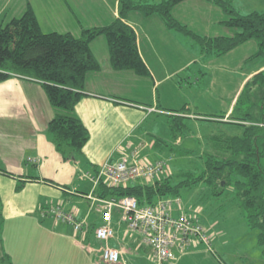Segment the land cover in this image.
Instances as JSON below:
<instances>
[{
    "label": "crops",
    "instance_id": "0c3cea01",
    "mask_svg": "<svg viewBox=\"0 0 264 264\" xmlns=\"http://www.w3.org/2000/svg\"><path fill=\"white\" fill-rule=\"evenodd\" d=\"M119 1L15 0L16 8L10 15L5 10L13 1L5 2L0 26L20 18L30 6L39 26L37 12L40 16L48 12L53 18L47 29L50 34L79 38L83 30L106 27L118 19ZM212 1H185L173 10V17L198 35L221 37L218 29L222 30L226 20L215 11ZM203 3L208 7H202ZM200 12L212 15L204 18ZM126 22L135 32L138 53L148 74L114 70L106 39L101 45L103 61L90 49L100 68L86 76L83 97L75 107L90 137L83 156L75 161H63L54 149L47 132L54 112L42 87L18 78L0 84V264H105L101 259L104 246L120 252L118 264H159L141 237L128 231L117 209L112 213L113 238L106 244L95 240L94 230L102 224L100 205L94 201L100 190L93 191L89 181L81 180V171L94 172L135 152L140 158L147 157V139L158 135L163 126L160 122L167 127V119L174 112L184 110L186 117L191 114L187 97L178 101L174 93L189 86L199 92L198 86L188 82L200 75V70L191 76L184 71L193 63L204 64L216 58L201 60L198 50L183 36L167 30L158 16L145 18L130 13ZM254 73L252 70L244 80ZM178 78L182 85L177 83ZM204 109L213 113H193L191 117L218 118L213 108L205 104ZM2 171L12 176H4ZM18 185H22L20 192L15 191ZM67 200L75 205L74 212L67 210ZM56 206L83 222L82 230L75 232L68 223H55L48 229L45 220L53 219L48 212ZM211 244L212 253L200 244H190L183 252L175 247L174 259L162 264H223L212 240Z\"/></svg>",
    "mask_w": 264,
    "mask_h": 264
},
{
    "label": "trees",
    "instance_id": "16d2710c",
    "mask_svg": "<svg viewBox=\"0 0 264 264\" xmlns=\"http://www.w3.org/2000/svg\"><path fill=\"white\" fill-rule=\"evenodd\" d=\"M185 1L188 0H160L159 3L120 0L118 19L106 27L83 30L79 38L42 33L34 12L27 6L20 18L0 26V84L18 78L34 81L42 87L54 112L47 125L54 149L63 161H75L83 156L90 138L75 114V107L83 97L86 76L100 68L90 44L104 37L114 70L131 71L138 76L148 74L138 53L135 32L126 22L128 14L138 13L145 18L158 16L167 30L183 36L198 50L201 60L223 57L252 40L257 44V52L248 62L264 59V12L240 15L230 1L213 0L212 3L228 16L222 24L234 33L229 37L210 38L190 31L175 20L173 10ZM241 105L236 111L240 110L243 118L233 119L235 108ZM174 115L167 119V128L169 137L178 140L194 121L181 116L184 110ZM229 116L230 123H206L235 126L243 132L240 136L213 138L212 149L198 157L203 167L196 174L187 173L176 184L170 177L152 185L131 182L122 187H108L100 184L97 198H133L139 207H153L159 200L179 197L181 190H194L199 185L206 186L216 197L223 195L227 188L232 189L247 227L259 231L258 246L262 248L264 264V70L246 83ZM222 118L224 116L220 120ZM156 143L155 149L162 150V140ZM2 173L12 176L5 171ZM21 189L22 185H18L15 191Z\"/></svg>",
    "mask_w": 264,
    "mask_h": 264
},
{
    "label": "rangeland",
    "instance_id": "374dc122",
    "mask_svg": "<svg viewBox=\"0 0 264 264\" xmlns=\"http://www.w3.org/2000/svg\"><path fill=\"white\" fill-rule=\"evenodd\" d=\"M12 1L13 3L7 6V9L5 10V14L9 15L16 8V4L14 3L15 0H0V14L3 12L2 5H4L5 2L10 3ZM228 1H230L231 7H233L240 15H248L253 12H264V0ZM157 2L159 1H150V3ZM202 7L207 8L208 6L207 4L203 3ZM215 9V11L222 13L223 17H225V20L227 21L228 16L217 6L215 7ZM196 12L198 13V10H196ZM37 15H39L38 20L41 26V32L44 34H50V31H48L47 29L52 25L53 18L50 17L48 12L41 16L40 13L37 12ZM200 15H202L204 18H209L212 14L210 15V13L200 12ZM221 29L222 30L218 29V31H220L221 33H217L220 34L219 36L221 37H229L234 33L231 29H228L226 27H222ZM200 30L201 29H199V32H201ZM195 33L197 32L195 31ZM104 39V37L100 36L90 46L93 54L101 61H103L105 58L104 51H101V45L105 41ZM256 52L257 44L252 40L244 44L241 48H238L223 57L216 58L204 64L199 63L198 65L196 63H193L191 67H188L184 71L185 73H187V76L196 74L200 70V75H197L195 79H191L192 82H190L191 80L188 82L190 84H195L196 87L198 86L199 92H196L193 87L189 86V88L184 91H176L174 93V97L178 99V101H181L180 98L183 96L187 97L189 104V107L187 109H190L191 114L187 115L186 117V114L184 113V115L181 116L184 118H188L190 121L194 122L188 124V132H186L185 134L182 133V136H179L178 140H174L173 138L169 137L168 128L165 127V124L163 122H160L161 124H163V126L161 127V130L158 131V135H154L155 139H152V137L151 139H147L150 145H152V147L149 145L146 149L147 157H137V152H134L136 153V158H138L137 162L141 169H145L149 162L155 163L158 161H164L167 164L166 168L160 175L157 174L153 179L136 178L134 181L131 180L117 187L128 185L131 182L137 184L139 183L141 185H152L155 182L161 181L166 177L172 178V181L176 184L181 181L183 179V176L187 175V173L196 174L197 170L203 167V161L199 160L198 157L207 155L208 152L212 149V146H210V142H212L213 138L220 139L224 136H240L243 132L242 128L220 124L216 125L214 123L207 124L206 121L215 123H230L229 119H231V117L229 115L232 114V110L237 98L239 97V94L241 93V90L244 88L246 83L254 75L260 72L261 68L264 67V59H255L248 62V59L252 57ZM208 60L210 59H207V61ZM191 69H193L195 72L191 71ZM187 70L189 71L187 72ZM252 70H255V73L244 80V78L248 76V74H250ZM177 83L179 85H182V81L180 80V78L177 79ZM159 96H162V92L159 93ZM159 98L161 99V97ZM205 104L216 111L214 115L219 117V119H196L195 115H193L195 117H191L193 113L212 114V111L204 109ZM237 108L241 109L242 105L241 107H236L234 112ZM221 113L223 115H220ZM240 114L241 112L240 110H238L233 114L232 118L242 119L243 117ZM223 116L224 119L222 118L220 120V118ZM158 139L162 140L161 147L165 150L157 151L155 149V145L157 144L156 142L158 141ZM131 159L132 156L129 155V157L123 156L119 159V161L127 160L130 163ZM100 170L101 168L99 167L94 172L81 171V180L89 181L92 185L93 191L98 189L100 184L112 187L105 184L102 180L99 181L100 175L98 174V172L100 173ZM185 177L187 178V176ZM89 197H91V195ZM122 199L125 198H121L119 200ZM96 200L100 205L99 208H101L102 206H104V201H108L110 199H94L95 202ZM64 202H67L64 203L67 206V210L74 212V208H76L75 205H72L71 203L68 204L69 200ZM162 204H167L168 209L165 211L161 210L166 209L164 207L159 208ZM83 208H85V206ZM149 208H153V210L155 211H159L158 209H160L159 212H161L163 215H168L169 217L176 220H179L183 215L186 214L189 215L186 217L197 218L200 221L198 222L201 223L200 225H202L209 232V238H211V240L213 241V248L215 252H217V254L221 257L223 264H263V251L262 248L258 246L259 231L250 230L247 227L246 221L243 216V211L241 210L239 201L237 200L232 189L227 188L224 191L223 195L216 197L212 195L211 190H209L206 186L199 185L194 190H181L179 197L159 200L153 207ZM183 208H185L186 211L188 209V211L191 212L188 214V212L183 210L182 213H179ZM80 209L82 208L80 207ZM120 212L122 213V222L126 224L128 231H131L129 230L127 223L123 221V212ZM68 214L70 213L68 212ZM191 215L192 217H190ZM73 218L75 219L74 216ZM130 218L134 220L135 214L131 213ZM45 221L49 224L48 229H50L51 226L55 223L66 224L64 222L57 221L54 218H49ZM76 222L82 223L84 225L83 222ZM70 232L72 233V231ZM131 232L139 235V237H141L142 244L146 246L143 243L144 236L142 235V233H140L139 231ZM211 240L209 242L210 246H212ZM200 245L206 249L204 245ZM181 251L183 252L184 250ZM118 253L119 257H121L119 251Z\"/></svg>",
    "mask_w": 264,
    "mask_h": 264
},
{
    "label": "built area",
    "instance_id": "2783aa9c",
    "mask_svg": "<svg viewBox=\"0 0 264 264\" xmlns=\"http://www.w3.org/2000/svg\"><path fill=\"white\" fill-rule=\"evenodd\" d=\"M137 159L134 153L130 163L127 160L105 163L100 167V173L98 172L99 181L102 180L109 186L117 187L131 180L134 181L136 178L153 179L157 174L160 175L167 166L164 161L149 162L145 169H141ZM104 202V206L100 208L102 225L94 230V238L100 243L106 244L113 238V231L110 228L111 215L114 209H119L124 214L123 221L127 223L129 230L142 233L143 243L152 250L153 259L159 264L171 260L173 249L177 246L181 251L191 243L202 244L208 251L213 252L205 228L195 218L183 215L182 218L176 220L163 215L159 212L160 209L155 211L149 207H138L133 198L110 199ZM161 207L166 208L161 209L163 211L168 209L167 204H162L159 208ZM131 213L135 214L134 220L130 218ZM49 214L55 220L71 225L75 232L82 230L83 224L76 222L72 215L65 213L60 207L50 209ZM101 259L105 264H118L120 257L118 251L104 246L101 249Z\"/></svg>",
    "mask_w": 264,
    "mask_h": 264
}]
</instances>
